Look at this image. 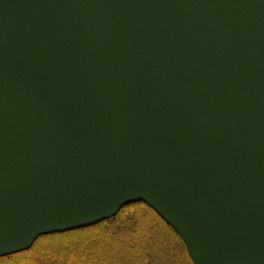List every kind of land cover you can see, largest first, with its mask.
Segmentation results:
<instances>
[{
    "label": "water",
    "instance_id": "water-1",
    "mask_svg": "<svg viewBox=\"0 0 264 264\" xmlns=\"http://www.w3.org/2000/svg\"><path fill=\"white\" fill-rule=\"evenodd\" d=\"M138 201L264 264V0H0V257Z\"/></svg>",
    "mask_w": 264,
    "mask_h": 264
},
{
    "label": "trees",
    "instance_id": "trees-1",
    "mask_svg": "<svg viewBox=\"0 0 264 264\" xmlns=\"http://www.w3.org/2000/svg\"><path fill=\"white\" fill-rule=\"evenodd\" d=\"M0 264L194 263L173 226L138 201L93 225L41 235L29 249L1 256Z\"/></svg>",
    "mask_w": 264,
    "mask_h": 264
},
{
    "label": "rangeland",
    "instance_id": "rangeland-1",
    "mask_svg": "<svg viewBox=\"0 0 264 264\" xmlns=\"http://www.w3.org/2000/svg\"><path fill=\"white\" fill-rule=\"evenodd\" d=\"M128 211V210H127ZM14 260V259H13Z\"/></svg>",
    "mask_w": 264,
    "mask_h": 264
}]
</instances>
